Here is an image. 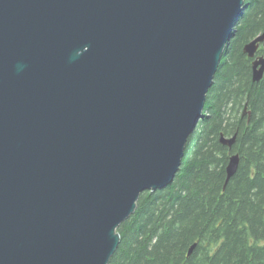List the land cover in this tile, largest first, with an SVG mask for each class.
<instances>
[{
	"label": "water",
	"instance_id": "1",
	"mask_svg": "<svg viewBox=\"0 0 264 264\" xmlns=\"http://www.w3.org/2000/svg\"><path fill=\"white\" fill-rule=\"evenodd\" d=\"M244 10L0 0V264H109L141 194L179 172ZM262 43L244 46L254 81ZM239 164L232 155L226 184Z\"/></svg>",
	"mask_w": 264,
	"mask_h": 264
},
{
	"label": "trees",
	"instance_id": "2",
	"mask_svg": "<svg viewBox=\"0 0 264 264\" xmlns=\"http://www.w3.org/2000/svg\"><path fill=\"white\" fill-rule=\"evenodd\" d=\"M262 32L264 0H245L179 172L141 194L109 264H264V77L253 80L244 52ZM221 134H237L232 148ZM234 154L239 168L226 184Z\"/></svg>",
	"mask_w": 264,
	"mask_h": 264
},
{
	"label": "flooded vegetation",
	"instance_id": "3",
	"mask_svg": "<svg viewBox=\"0 0 264 264\" xmlns=\"http://www.w3.org/2000/svg\"><path fill=\"white\" fill-rule=\"evenodd\" d=\"M261 46H264V43H262ZM261 46H260V48H261ZM260 48H259V49H260ZM257 55H258V53H257ZM260 55H264V53H263V54H260Z\"/></svg>",
	"mask_w": 264,
	"mask_h": 264
},
{
	"label": "bare ground",
	"instance_id": "4",
	"mask_svg": "<svg viewBox=\"0 0 264 264\" xmlns=\"http://www.w3.org/2000/svg\"><path fill=\"white\" fill-rule=\"evenodd\" d=\"M245 112V111H244ZM247 114V113H246ZM246 114H244V115H246Z\"/></svg>",
	"mask_w": 264,
	"mask_h": 264
}]
</instances>
